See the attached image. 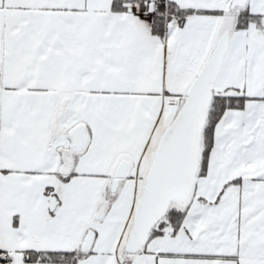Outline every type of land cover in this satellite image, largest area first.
<instances>
[{
  "label": "snow or ice",
  "instance_id": "obj_1",
  "mask_svg": "<svg viewBox=\"0 0 264 264\" xmlns=\"http://www.w3.org/2000/svg\"><path fill=\"white\" fill-rule=\"evenodd\" d=\"M0 264H264V0H0Z\"/></svg>",
  "mask_w": 264,
  "mask_h": 264
}]
</instances>
